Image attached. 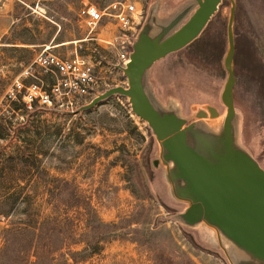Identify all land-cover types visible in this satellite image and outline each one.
Masks as SVG:
<instances>
[{"label": "rangeland", "instance_id": "obj_1", "mask_svg": "<svg viewBox=\"0 0 264 264\" xmlns=\"http://www.w3.org/2000/svg\"><path fill=\"white\" fill-rule=\"evenodd\" d=\"M125 1L134 2L140 12L137 33L146 27L150 35L178 15L171 30L176 28L196 7L195 0H0V38L15 41L0 42L6 45L0 46V125L5 119L11 127L0 131V150L8 152L19 144L25 153L34 151L39 168L70 185L69 193L53 203V213L63 215L67 210L72 223L70 244L51 254L54 261H61L59 253L68 251V264H264L203 219L183 221L188 201L173 191L181 183L169 177L173 164L164 161L158 141L145 120L130 109L126 96L111 94L78 110L107 87L126 86L117 48L107 42L116 33L114 17L103 13L91 26L81 9L93 4L107 12L110 3ZM230 6L229 0H220L194 39L144 71L143 86L155 108L175 112L185 124L193 123L217 138L225 112L220 92L227 79L223 58L231 18L233 142L264 169V0H234L232 15ZM46 45L61 56L73 52L87 56L97 91L74 108L63 102L48 108L22 106L20 113H13L4 93L25 65L31 72L22 74L25 83L41 81L46 86L54 79L49 71L30 64ZM25 118L33 120L37 131L28 148L14 132L27 126ZM188 142H194L191 135ZM40 185L30 207L43 217L51 213V205L43 193L40 196ZM21 215L23 211L16 210L7 218L0 216V229Z\"/></svg>", "mask_w": 264, "mask_h": 264}, {"label": "water", "instance_id": "obj_2", "mask_svg": "<svg viewBox=\"0 0 264 264\" xmlns=\"http://www.w3.org/2000/svg\"><path fill=\"white\" fill-rule=\"evenodd\" d=\"M229 1L232 15L234 0ZM219 2L195 0L193 11L172 30L178 15L154 35L148 34L146 27L142 28L132 43L128 61L120 66L126 77V86L107 87L80 105L78 110L89 108L111 94L126 96L130 109L145 120L158 141L164 161L173 164L169 177L181 182L175 184L173 191L177 197L188 201L181 213L183 221L192 224L203 219L253 258L264 260V169L248 153L235 146L232 135V19L227 21L229 48L223 58L227 79L220 92L225 112L221 134L217 138L208 137L193 123L185 124V119L175 112L155 108L142 81L144 71L155 60L183 47L197 36ZM209 110L213 111V108L209 107ZM189 135L194 140L192 144L188 142Z\"/></svg>", "mask_w": 264, "mask_h": 264}, {"label": "trees", "instance_id": "obj_3", "mask_svg": "<svg viewBox=\"0 0 264 264\" xmlns=\"http://www.w3.org/2000/svg\"><path fill=\"white\" fill-rule=\"evenodd\" d=\"M0 42L15 43L3 38H0ZM4 99L11 104L10 110L13 113L17 111L20 113L21 107L25 106L20 94L14 98ZM24 120L27 126L15 128L14 132L15 137L23 141L26 144L24 147L28 148L37 131L34 129L36 125L33 124V120L28 118ZM2 121L4 123L0 125V131L6 133V130L11 128L10 122L5 119ZM26 134H31L32 137H27ZM25 150L26 148L21 149L19 144H14L13 149L8 152L0 150V216L7 218L11 211H23V215L7 221L0 229V264H68L66 262L68 251L59 253L62 260L57 263L51 254L70 244L72 223L70 216L66 214L67 210L63 215L53 213L56 208V204L53 203L60 202L61 197L69 193L70 185L66 180L51 176L46 170L39 168L36 153L34 151L25 153ZM144 162L145 167H148L147 161ZM39 185L40 196L43 193L44 201L51 205V213L43 217H39L38 211L30 207L32 198L38 195L35 190ZM26 188H32L33 193H26ZM83 221L87 224L84 216ZM188 238L191 241L190 237ZM80 240H84V237ZM171 240L174 243L173 239Z\"/></svg>", "mask_w": 264, "mask_h": 264}, {"label": "built area", "instance_id": "obj_4", "mask_svg": "<svg viewBox=\"0 0 264 264\" xmlns=\"http://www.w3.org/2000/svg\"><path fill=\"white\" fill-rule=\"evenodd\" d=\"M111 11L104 12V8H99L93 4L81 9L87 15L86 24L94 26L102 19V15L114 17L116 33L112 40H107L117 48L119 60L118 66H124L128 61V55L132 48V43L136 38L140 12L136 9L134 2L125 1L122 3L112 2ZM44 71H49L54 75V79L44 86L41 81H31L25 83L22 74H31L29 64L20 71L21 75H16L5 89L4 97L14 98L17 94L26 107L32 104L40 107H53L64 104L69 107H76L89 100L95 94L97 81L93 74L92 65L87 56L73 52L69 56H61L49 50L46 45L36 52L31 60ZM64 98L63 101L60 99Z\"/></svg>", "mask_w": 264, "mask_h": 264}]
</instances>
